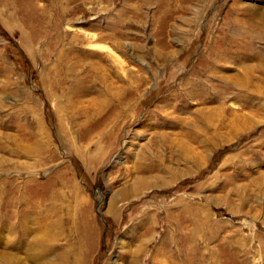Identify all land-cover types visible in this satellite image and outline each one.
Returning <instances> with one entry per match:
<instances>
[{"label":"rangeland","instance_id":"rangeland-1","mask_svg":"<svg viewBox=\"0 0 264 264\" xmlns=\"http://www.w3.org/2000/svg\"><path fill=\"white\" fill-rule=\"evenodd\" d=\"M264 264V0H0V264Z\"/></svg>","mask_w":264,"mask_h":264},{"label":"bare ground","instance_id":"bare-ground-1","mask_svg":"<svg viewBox=\"0 0 264 264\" xmlns=\"http://www.w3.org/2000/svg\"><path fill=\"white\" fill-rule=\"evenodd\" d=\"M12 264V263H11Z\"/></svg>","mask_w":264,"mask_h":264}]
</instances>
